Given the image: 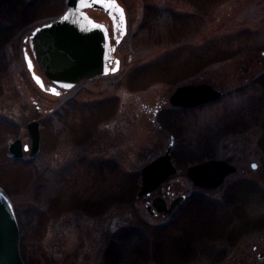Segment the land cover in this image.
Returning a JSON list of instances; mask_svg holds the SVG:
<instances>
[{
    "label": "rangeland",
    "instance_id": "obj_1",
    "mask_svg": "<svg viewBox=\"0 0 264 264\" xmlns=\"http://www.w3.org/2000/svg\"><path fill=\"white\" fill-rule=\"evenodd\" d=\"M50 1L0 0V175L25 258L169 264L154 255L161 248L171 264H264V0H117L127 23L118 70L60 96L35 85L22 51L24 35L65 8ZM142 66L178 69V79H145L135 72ZM184 83L222 95L178 108L169 96ZM32 117L39 150L16 161L8 145L30 142ZM168 147L176 173L136 197L142 166ZM209 157L237 171L215 188L196 187L186 168ZM178 194L186 200L171 217L147 208L154 195L169 203ZM67 200L76 204L61 210ZM95 201L102 212L83 210Z\"/></svg>",
    "mask_w": 264,
    "mask_h": 264
},
{
    "label": "water",
    "instance_id": "obj_2",
    "mask_svg": "<svg viewBox=\"0 0 264 264\" xmlns=\"http://www.w3.org/2000/svg\"><path fill=\"white\" fill-rule=\"evenodd\" d=\"M66 4L67 9L62 15L36 26L27 36L33 57L43 74L56 86L69 88L82 79L117 71L119 68L117 58L112 68L106 63L110 57V47L105 27L95 22L83 9L94 7L109 14L116 12L119 16L121 39L126 31L123 8L116 0H66ZM23 49L26 66L34 82L44 91L59 93L55 85L43 83L41 76L34 71L32 58L25 47ZM221 94V90L206 83L184 84L174 90L170 102L174 105L193 107L215 100ZM26 128L31 139L29 155L33 156L38 150L40 140L38 120L33 118L27 121ZM23 148L27 149L28 145L25 144ZM8 149L14 156L21 157V139L16 138L10 142ZM252 166L255 167V163ZM235 169L224 160L208 159L188 166L187 174L194 184L203 188H215ZM176 171L168 147L165 153L142 167L141 185L136 195L140 197L154 190ZM184 197L176 196L167 207L161 196H155L152 205L157 211L172 215ZM147 208L150 209L151 205ZM18 241L17 220L7 194L0 187V264H24L19 253Z\"/></svg>",
    "mask_w": 264,
    "mask_h": 264
},
{
    "label": "trees",
    "instance_id": "obj_3",
    "mask_svg": "<svg viewBox=\"0 0 264 264\" xmlns=\"http://www.w3.org/2000/svg\"><path fill=\"white\" fill-rule=\"evenodd\" d=\"M217 52L215 53V56H214V58H216V59H221L222 58V56H223V54H220V52H219V50H216ZM222 53V52H221ZM201 56V55H200ZM202 59H204L205 60V58H202ZM138 71H142V72H144V75H141V76H144V78L145 79H147V77H149V76H155L154 78H158V79H170V80H172V81H174V80H177L178 79V69H177V71H176V69H167L166 67H162V66H160L159 68H154V67H148V66H146V67H144V66H142V67H139V68H137L136 70H135V72H138ZM148 74V75H147ZM144 81V80H143ZM5 128L6 129H10V126L9 125H6L5 126ZM1 132H2V123H1ZM45 137H44V141H43V143L45 144ZM46 141H47V139H46ZM17 161V160H16ZM4 177H6L4 174H2V175H0V185H2L3 187H4V189L8 192V190H7V181H8V179L7 178H4ZM20 183H23V180H21V182ZM18 184V183H17ZM245 187V186H244ZM135 188V187H134ZM242 190V189H241ZM133 192H134V190L133 191H131V193H130V197H132V195H133ZM243 192V191H242ZM76 203H75V201H71V200H67V201H63L62 203H61V210L62 209H70L71 207H73L74 205H75ZM78 204V203H77ZM91 205L89 206V209L87 208V206L86 205H84L83 204V210H85V211H88V213H93V214H96V213H100V212H102V209L104 208V203L102 204V202L101 201H95V202H91L90 203ZM79 205V204H78ZM78 205H77V207H78ZM162 247H164V244H162ZM20 250H21V255H22V258L24 259V261H25V264H31V260H29V259H26L25 258V254H24V248H23V245L22 246H20ZM166 254H167V252L166 251H162V249L160 248V249H155L154 250V255L156 256V257H158L159 259H160V261H162V262H164V263H169V264H171L169 261H166V259H167V257H166ZM172 264H174V263H172Z\"/></svg>",
    "mask_w": 264,
    "mask_h": 264
},
{
    "label": "flooded vegetation",
    "instance_id": "obj_4",
    "mask_svg": "<svg viewBox=\"0 0 264 264\" xmlns=\"http://www.w3.org/2000/svg\"><path fill=\"white\" fill-rule=\"evenodd\" d=\"M52 2H53V3H57V4L61 3V4H63V7L65 6V8H66L65 0H51L50 3H52ZM61 7H62V6H61ZM65 8H63V10H62L60 13H62V12L64 11ZM88 10L98 11V12L102 13V17H101V18H99V17L96 18L95 16H93V15L90 14V13H89V15H91L96 21L105 24V26L107 27L108 34H109V36H110V45H112L111 48H114V51H112V52L110 53V57L108 58L107 61H108V64H110V66H112V65H113V60H114V58H115V56H116V55H115V51H116V48H117V47H116V46H117V43L121 40V39H120V32H121V29H120V24H119V16H118V14H117L116 12H114V13H112V14H109V13H107L106 11L101 10V9L89 8V9H87V11H88ZM60 13H59V14H60ZM59 14H54V15H52L51 18H49L48 20L55 18V17L58 16ZM119 39H120V40H119ZM110 74H111V73H107L106 75H110ZM86 80H89V79H86ZM83 81H85V80H83ZM68 90H69V89H67V90H61L59 94H53V95L60 96V95L65 94ZM105 105H106L107 108L109 109L108 106H111V103L106 102ZM178 108L185 109V108H183V107H178ZM163 112H164V111H163ZM158 114H159V116H161V114H163V113H161V109H159V107H156V108L154 109L153 116H157V117H159ZM93 115H94V114H93ZM96 116H97V114H96ZM97 117H98V116H97ZM98 118H99V117H98ZM86 119H87V118H84V120H85L86 123H87V120H86ZM94 123H95V121L92 122L91 124H94Z\"/></svg>",
    "mask_w": 264,
    "mask_h": 264
},
{
    "label": "snow or ice",
    "instance_id": "obj_5",
    "mask_svg": "<svg viewBox=\"0 0 264 264\" xmlns=\"http://www.w3.org/2000/svg\"><path fill=\"white\" fill-rule=\"evenodd\" d=\"M53 91H54V89H53Z\"/></svg>",
    "mask_w": 264,
    "mask_h": 264
}]
</instances>
